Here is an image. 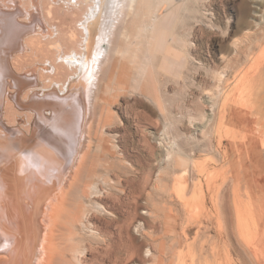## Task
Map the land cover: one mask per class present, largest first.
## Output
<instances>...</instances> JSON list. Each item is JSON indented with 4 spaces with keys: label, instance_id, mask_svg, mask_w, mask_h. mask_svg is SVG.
<instances>
[{
    "label": "rangeland",
    "instance_id": "374dc122",
    "mask_svg": "<svg viewBox=\"0 0 264 264\" xmlns=\"http://www.w3.org/2000/svg\"><path fill=\"white\" fill-rule=\"evenodd\" d=\"M39 1L15 0L16 5H12L13 1L8 0L11 4L6 7L0 0V6L8 12L17 9L20 12V17L17 18L20 23L30 24L24 10L26 8L32 13V20L40 14L37 20L45 17L42 24L47 27L57 25L64 31L71 27L77 28L79 34L77 19L81 17V11L78 8L68 5L67 0H55L53 4L50 0H42L41 5ZM36 3L39 5L37 13L33 8ZM51 4L54 17L46 14L47 7ZM147 4L155 9L154 15L157 18L153 23L154 30L150 27L152 8L150 12H140L136 18H132L133 21L128 22L129 38L117 41L121 48H128L122 56L123 59L119 56L115 66L117 73L122 71L119 73L121 76L119 78L117 74L118 82H109L110 68L105 71L94 101L92 147L86 160L87 165L92 158L98 163L103 162L101 151H98L99 154L93 153L94 146L101 135L106 146L113 138L119 145L121 156L128 158L127 161L133 165L134 170L129 174L132 179L129 183L117 186L122 189L121 198L107 194L102 202L114 214L113 223H108L109 218L97 220L94 212H91V223L105 233L106 240H92L88 234H83L86 239L84 244L87 243L89 248L78 263L192 264L194 258L195 264H203L205 260L209 264H264V248L259 262L254 250L245 240L261 233V227L264 226L261 214L264 210L263 165L261 161L256 162V167H259L256 171H245L249 164L245 149L247 139L240 142L241 146H244L242 150L238 145L227 156H223L220 151L222 147H226L225 140L219 142L218 137L209 131V127L204 129L199 116L203 109L206 113L210 111V104L205 101V92H220L228 73L246 64V59L243 58L235 67L227 68L229 72H223L226 70V59L233 56L234 47L243 48L248 44L249 47L252 45L253 54L264 53V0H144L143 5ZM12 7L14 9H11ZM255 21H259V24H255ZM37 33L31 31L29 39L37 38ZM72 45L74 46L70 44ZM168 50H171L181 63L165 60ZM57 52V49L53 48L29 49L26 46L19 56L9 61V68L15 78L22 79L20 86L29 85L33 78L31 72L34 73L38 80L34 90L41 93L39 90L45 83L40 76L39 67L46 57H53ZM145 57L151 59L147 62ZM136 69L142 73V80L135 76ZM134 77L138 79L137 84ZM10 90L15 96L16 88ZM24 91L21 90L22 100L12 98L14 104L11 103V108L9 107L12 113L18 111L15 123L8 119L7 111H2L0 117L7 126L17 124L24 132L23 142L29 143L33 141L35 127L31 120H28V114L25 116L27 108H21L27 98ZM259 99L260 113L250 119L257 121L255 129H260L259 145L264 148V90L259 94ZM197 100L199 101L196 102ZM15 101L19 102V106ZM199 103H202L200 107ZM64 107V110L70 108L67 104ZM163 147L176 150L173 159L168 163L159 162L157 159ZM193 159H203L206 168L217 170L211 179L213 188L207 191L204 185L203 207L200 210L185 206L172 189L176 177L184 167L181 161L188 165L190 183L195 182L196 176L191 167ZM120 163L126 162L122 158ZM234 170L244 174L235 196L232 195L230 185V175ZM116 178L114 179L117 180ZM102 188L105 191L103 185ZM72 189L73 186L68 195V206L72 203L75 193ZM214 192L219 194L214 195ZM234 198L239 202L237 206L232 203ZM239 215L244 220L239 219ZM126 223L130 225L125 226ZM137 224L142 227L139 231L135 228ZM60 227L61 224L56 232V245L65 249V246H70L71 243L65 241V231ZM188 249L192 251L188 252ZM66 254L69 252L66 251ZM53 264H57L56 258Z\"/></svg>",
    "mask_w": 264,
    "mask_h": 264
},
{
    "label": "bare ground",
    "instance_id": "6f19581e",
    "mask_svg": "<svg viewBox=\"0 0 264 264\" xmlns=\"http://www.w3.org/2000/svg\"><path fill=\"white\" fill-rule=\"evenodd\" d=\"M10 1H13L12 5H16L15 0ZM50 1L53 4L55 0ZM143 1L67 0L68 5L81 11V17L77 19L79 34L77 28L71 27L64 31L57 25L47 27L46 24H42L45 17L40 16L43 19L37 20L40 14L37 18L34 17L35 20H32V13L26 8L24 10L30 24L20 23L17 19L20 17V12L17 9L8 12L0 6V113L7 111L8 115L6 116L14 124L18 111L12 113V110L9 109L13 103L12 98L22 100L21 90H26L24 91L27 96L26 102L21 105V108H27L25 116L28 114V120H31V124L35 127L33 141L24 143V132L17 124L16 126L8 125V127L0 117V264H53L55 258L57 264H73V262L75 264L81 262V257L89 248L87 243V245L84 244L86 239L83 234H88L92 240H106L105 233L91 223L90 217H93L91 215L94 212L96 216L94 217L97 220L109 218L107 219L108 223L115 221L114 214L102 202L107 194H114L121 198L120 191L122 189L117 186L129 183L132 179L129 174L134 169L132 170L133 165L127 161L128 158L124 159L125 156H121L122 152L118 150L119 145L112 140L113 138L106 146L103 135L99 137L100 140H97L98 143L94 146L93 153L101 151L102 156L100 157L104 161L98 163L95 158H92L90 163L86 164L92 147V122L94 119L92 111L105 71L110 68L109 82L119 81L118 76L120 78L119 73L122 71L117 73L115 66L119 56L122 58L128 48H121L117 41L129 38V21H133L132 18H136L140 12H150L153 8L150 27L154 30L153 23L157 18L154 15L155 9L150 4L143 5ZM2 3L6 7H10L8 0H2ZM37 4L33 6L36 13L39 10ZM52 4L46 10V14L50 16L54 12ZM31 10L33 9L31 8ZM262 14L264 17L263 11ZM256 23L259 24V21H255ZM31 31L38 32V37L29 39ZM161 40L163 41V39ZM70 44H74V46H70ZM26 46L29 49L53 48L58 51L53 57H46L42 61V66L39 67L40 76L45 83L39 90L41 93L34 90L38 81L34 73L31 72L33 78L29 85L22 86V84L20 86L22 79L15 78L9 68V61L15 56H19ZM244 46L243 48L234 47L233 56L226 59L224 64L226 70L223 72H229L227 68L235 67L243 58L246 59V64L228 73L225 85L220 92L217 91V94L211 93L212 91L205 92L207 96L205 101L210 104V111L206 113L203 109L199 116H201L200 120L204 129L206 126L209 127V131L211 130L218 137L219 142H222V139L225 140L226 147H222L220 151L223 156H227L238 145L242 150L243 145L241 146L240 142L247 139L245 144H248L245 145V149L249 164L245 167V171L249 170L250 172V169L256 171L259 168L256 167V162L260 161L264 169V148L259 145L261 137L258 138L260 129H255V126L257 127L256 119H250L259 112V94L264 90V53L253 54L252 45L251 47L248 44ZM145 59L148 62L151 58L149 57L148 60V57H145ZM166 59L167 61L172 60L173 63L175 61L176 64L177 62L181 63L171 50L167 51ZM45 61L46 63H44ZM169 62L171 63V61ZM117 74L119 75L117 76ZM135 76L141 79L142 73L137 71ZM136 77L133 79L137 84ZM221 77L220 74L219 78L221 79ZM214 78L216 79V77ZM133 83L135 84V82ZM13 87L16 88L15 96L12 95L13 89L10 90ZM136 87L138 88L139 85ZM16 104L19 106V102ZM65 104L70 108L64 110ZM262 124L264 125V123ZM101 128L103 131V127ZM29 130L31 129L29 128ZM174 152L176 150L163 147L158 153L157 159L159 162L168 163L173 159ZM122 158L127 164L120 163ZM248 160L246 161L248 162ZM181 163L184 167L179 176H174L176 181L172 189L185 206H192L200 210L203 207L204 185H206L207 191L213 188L211 179L217 170L206 168L203 159H193L191 167L196 177L195 182L190 183L188 165L184 161ZM243 175L242 172L236 170L230 175L232 195L238 191ZM123 178L124 180H122ZM102 185L105 187V191ZM72 186V191L75 193L72 203L68 206V195ZM218 191L220 192V189ZM219 192H214V195H218ZM232 201L235 206L239 204L236 198ZM261 214L264 220V210ZM241 218L239 215V219ZM127 222L129 221L127 220ZM60 224L65 231V235H63L65 241L71 243L70 246H65V249H60L56 245L55 237ZM135 228L139 231L142 228L141 224H137ZM60 232L63 231L60 230ZM257 234L245 240L261 262L260 258L264 248V226L261 227V233ZM66 251L69 252L68 255ZM190 251L192 250L188 249V252ZM192 259V264H195L194 258ZM203 264L209 263L205 260Z\"/></svg>",
    "mask_w": 264,
    "mask_h": 264
}]
</instances>
